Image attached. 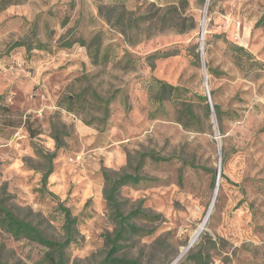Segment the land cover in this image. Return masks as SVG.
<instances>
[{"label": "rangeland", "instance_id": "obj_1", "mask_svg": "<svg viewBox=\"0 0 264 264\" xmlns=\"http://www.w3.org/2000/svg\"><path fill=\"white\" fill-rule=\"evenodd\" d=\"M263 12L264 0H0L6 205L57 241L66 236L60 205L68 208L79 223L65 264H100L115 230L103 173L138 169L145 179L121 188V207L162 218L136 219L153 232L126 240L121 255L264 264V26L255 27ZM22 40L31 48L15 46ZM154 79L182 93L160 106ZM19 114L40 130L34 139L5 125ZM43 152H56L46 187ZM47 251L0 227L2 264H48Z\"/></svg>", "mask_w": 264, "mask_h": 264}, {"label": "trees", "instance_id": "obj_2", "mask_svg": "<svg viewBox=\"0 0 264 264\" xmlns=\"http://www.w3.org/2000/svg\"><path fill=\"white\" fill-rule=\"evenodd\" d=\"M261 26H264V12L255 23V27ZM75 42L77 41H67L64 45L66 47H71ZM78 42H80V44L82 45L86 44L83 39H79ZM15 46H27L28 48H31V45H29L25 40L17 41L15 43ZM231 47L236 48V50L245 52L246 54H250L243 46H238L231 43ZM154 55H158L159 57H166L169 56L170 53L169 51H157ZM95 58H97V54L94 56V60H96ZM182 90L183 88L179 86H174L157 79H154L150 83L151 99L154 100V102H159L160 106H164V102L166 100H176L178 95L182 93ZM200 98L208 100L207 96H200ZM214 107L216 108L217 113L220 114L221 111L219 106L214 104ZM207 108L209 109V105L207 106ZM0 110L10 111V107L6 104H2L0 105ZM185 110L190 118H195L194 112L191 108V104H187ZM18 116H20V118L17 119V122L8 119V122L5 123V125L24 126L32 139L40 134V130L33 127L32 122L30 121V115L19 114ZM219 119H221V116L219 117ZM55 140L56 148L59 149L61 147V141H59L58 135H56ZM43 154H45V156H47L49 159L48 169L42 177V184L44 187H46L48 184L49 176L53 172L52 160L55 157L56 152L52 154L43 152ZM151 156L153 157V155ZM103 176L105 179L104 197L111 212V216L115 221V230L111 233V235L107 237L108 249L100 264H141L136 258L121 255L120 250L124 242L131 238L133 235L145 236L153 232V230H146L145 228L138 226L135 221L136 219L140 218L147 221H156L161 220L162 215L148 212L142 207H138L128 213H125L123 211L121 207V201L118 197L121 188L127 185L136 186L143 179H145L140 175L138 169H135L133 173H121L114 178H112L107 172H104ZM5 185L0 188V227L16 239H28L42 245L45 249L48 250L44 257L48 264H65V250L72 242L76 240V230L79 223V217H73L71 211L68 208L60 205L61 210L64 214V228L66 232L65 240L57 241L50 239L41 231V229L36 224L26 218L17 216L15 212L6 205L7 197H5V195L2 194L1 191V189H6L7 185ZM196 257L200 260L203 259L201 254L196 255ZM0 264H2L1 261Z\"/></svg>", "mask_w": 264, "mask_h": 264}, {"label": "bare ground", "instance_id": "obj_3", "mask_svg": "<svg viewBox=\"0 0 264 264\" xmlns=\"http://www.w3.org/2000/svg\"><path fill=\"white\" fill-rule=\"evenodd\" d=\"M200 234V229L195 233V235L193 236V238H197Z\"/></svg>", "mask_w": 264, "mask_h": 264}, {"label": "water", "instance_id": "obj_4", "mask_svg": "<svg viewBox=\"0 0 264 264\" xmlns=\"http://www.w3.org/2000/svg\"><path fill=\"white\" fill-rule=\"evenodd\" d=\"M207 97H208V100H209V104H211V103H210V99H209V95H208V94H207ZM194 242H195V241H194Z\"/></svg>", "mask_w": 264, "mask_h": 264}]
</instances>
